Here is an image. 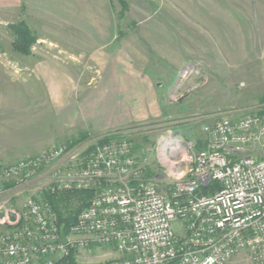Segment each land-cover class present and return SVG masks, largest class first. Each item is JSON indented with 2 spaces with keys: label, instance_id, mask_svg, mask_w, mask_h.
<instances>
[{
  "label": "built area",
  "instance_id": "2783aa9c",
  "mask_svg": "<svg viewBox=\"0 0 264 264\" xmlns=\"http://www.w3.org/2000/svg\"><path fill=\"white\" fill-rule=\"evenodd\" d=\"M203 133L202 150L164 145L172 167L181 155L188 161L166 192L131 142L109 134L0 161V264H56L95 244L120 254L105 264H232L240 255L264 264V108L221 117ZM73 190L92 197L62 243L42 193Z\"/></svg>",
  "mask_w": 264,
  "mask_h": 264
},
{
  "label": "crops",
  "instance_id": "0c3cea01",
  "mask_svg": "<svg viewBox=\"0 0 264 264\" xmlns=\"http://www.w3.org/2000/svg\"><path fill=\"white\" fill-rule=\"evenodd\" d=\"M253 1L165 0L171 13L146 16L127 31V24L117 27L110 0H0L3 13L16 16L11 23L25 20L33 30L36 24H58L60 41L67 46L44 37L37 41L53 42L63 59L85 57L96 68V76L83 77L85 84H79L83 71L76 70L84 67L55 54L38 60L29 56L33 70L28 74L0 68V161L54 146L58 138L72 136L70 131L101 135L157 118L162 114L161 95L157 78L149 72H168L202 58L207 62V48L200 42L228 41L233 32L235 38H247L250 24L259 21L264 26V0ZM22 4L26 12L21 15ZM257 4L263 8L258 17L244 16L245 8L252 12ZM233 6L244 10L241 18L235 11L236 18L228 16ZM178 7L186 16H177L183 15ZM68 44L80 51L73 53ZM40 141L48 142L36 147Z\"/></svg>",
  "mask_w": 264,
  "mask_h": 264
},
{
  "label": "rangeland",
  "instance_id": "374dc122",
  "mask_svg": "<svg viewBox=\"0 0 264 264\" xmlns=\"http://www.w3.org/2000/svg\"><path fill=\"white\" fill-rule=\"evenodd\" d=\"M126 1L127 10L123 18L119 17L121 9L119 4L115 0L111 1V13L119 29L127 24V31H129L141 24L146 16H163L168 11L171 13L169 9L171 7H165V0ZM253 2L259 3V0ZM21 8L19 12L22 15L26 9L23 4ZM178 9L183 15L177 13ZM178 9L175 11L177 16H186L183 10L179 7ZM233 9H228L229 17L241 18L240 14L245 10L244 16L256 18L263 8L260 10L257 4L252 12L250 8L243 10L233 6ZM3 19L9 21V24L3 25L1 23ZM15 20V15L3 13L0 9V68H4L10 74H28L33 70L29 65L33 62L29 56H36V60L46 53L60 56L56 51L58 48L53 47V42L45 39L43 43L36 41L32 45L30 55H22L13 51L11 49L13 37L8 25ZM231 26L235 29L234 25ZM33 28L34 30H31L36 34L37 39L44 37L56 41L58 46H67L65 42L60 41L61 29L58 24H36ZM249 28L250 34H245L246 40L235 38L238 34L232 31L233 33L228 34V41L212 39L208 42H200L207 48L206 53L209 56L207 62H204L202 58L168 72H149L157 78L162 114L145 122L129 124L101 134H109L108 138L124 137L131 142L132 146L139 144L140 148L133 151L138 158H145L146 171L149 168L154 171V175L149 178L154 180L160 191L166 192L174 183V174L184 172L188 164L187 160L182 161L181 154V156L178 155L180 156L177 159L178 162L173 164L174 167L169 164L174 159L164 151L167 141L173 139L181 146L187 147L190 141L194 142L202 138L203 147H205L203 126L212 125L221 117H239L264 108V101H261L264 95V26L256 21L250 24ZM70 32L71 35L74 34ZM68 46L73 53L78 50L70 47L69 44ZM181 51L184 53L185 50L181 48ZM60 58L63 59L62 56ZM63 60L79 62L74 64H81L80 66L84 67L76 69L83 71L79 76V84H85L84 78L88 80L96 76V68L87 62L85 57L77 58L69 55ZM68 133H72L70 135L73 136L79 132L70 131ZM97 136L100 135H91V137ZM69 137L71 136L58 138L55 144L65 143ZM47 142H37L36 147L44 146ZM2 230L0 226V231ZM73 252L78 264H105L121 257L114 247L108 245L95 244L88 249ZM232 264H248V262L243 255H240L234 258Z\"/></svg>",
  "mask_w": 264,
  "mask_h": 264
},
{
  "label": "trees",
  "instance_id": "16d2710c",
  "mask_svg": "<svg viewBox=\"0 0 264 264\" xmlns=\"http://www.w3.org/2000/svg\"><path fill=\"white\" fill-rule=\"evenodd\" d=\"M112 1V0H111ZM120 6L119 17L123 18L127 10L126 0H115ZM8 29L13 37L11 43V49L22 55H30L31 47L37 41L36 34L29 28L25 20H20L16 23L8 25ZM121 33V32H120ZM261 101H264V95L261 97ZM91 138L89 132H79L78 134L69 137L65 144L68 148H72L86 140ZM196 150H202L203 140L202 138L194 141ZM133 150L140 148L139 144H134L132 146ZM145 175L147 177H152L154 171L152 169H147ZM216 184L210 183L206 187L201 188V192L204 194L210 193L216 188ZM92 197L91 191H62L50 193L44 191L42 193V198L46 200L54 210L56 214L57 225L65 226V233L68 234L69 227L75 222L77 215L84 210ZM56 264H78L76 261V255L73 251L62 259L58 260Z\"/></svg>",
  "mask_w": 264,
  "mask_h": 264
},
{
  "label": "water",
  "instance_id": "95a60500",
  "mask_svg": "<svg viewBox=\"0 0 264 264\" xmlns=\"http://www.w3.org/2000/svg\"><path fill=\"white\" fill-rule=\"evenodd\" d=\"M179 101H181V99H180ZM59 232H60V239H61V242H62V243H65V242H66V239H65V226H64V225H61V226H60V230H59Z\"/></svg>",
  "mask_w": 264,
  "mask_h": 264
}]
</instances>
